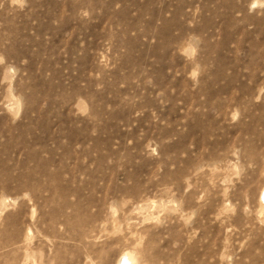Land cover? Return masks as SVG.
Instances as JSON below:
<instances>
[{
	"label": "rangeland",
	"instance_id": "rangeland-1",
	"mask_svg": "<svg viewBox=\"0 0 264 264\" xmlns=\"http://www.w3.org/2000/svg\"><path fill=\"white\" fill-rule=\"evenodd\" d=\"M263 190L264 0H0V264H264Z\"/></svg>",
	"mask_w": 264,
	"mask_h": 264
},
{
	"label": "bare ground",
	"instance_id": "bare-ground-1",
	"mask_svg": "<svg viewBox=\"0 0 264 264\" xmlns=\"http://www.w3.org/2000/svg\"><path fill=\"white\" fill-rule=\"evenodd\" d=\"M261 194H262V193H261ZM262 196H263V198H264V190H263V194H262ZM124 264H127L125 258H124Z\"/></svg>",
	"mask_w": 264,
	"mask_h": 264
}]
</instances>
